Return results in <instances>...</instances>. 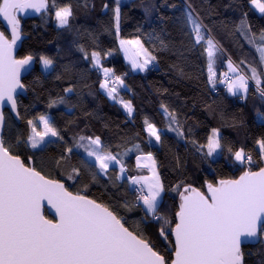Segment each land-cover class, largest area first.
Masks as SVG:
<instances>
[{
  "label": "snow or ice",
  "instance_id": "obj_1",
  "mask_svg": "<svg viewBox=\"0 0 264 264\" xmlns=\"http://www.w3.org/2000/svg\"><path fill=\"white\" fill-rule=\"evenodd\" d=\"M129 3L130 0L106 2L102 11L109 17L107 21L98 19L96 28L75 30V49L91 65L89 69H78L72 62L61 64L37 51L16 53L23 36L20 13L34 10L42 18H54L58 28L72 31L76 10L71 3L0 0V17L6 22L5 30H0V264H264V132L255 139L258 149L254 151L234 147L218 127H212L201 143L193 138L191 127H185L187 115L162 101L160 109L168 132L191 144L209 168L224 157L239 173L231 178L205 179L200 186L186 181L166 186L156 155L145 151L140 143H132L129 148V142L122 137L121 144L113 146L96 134L73 133L66 138V129L58 127L52 116L40 114L26 119L21 114L18 96L27 91L25 73L34 75L37 82H66L62 94L49 96L47 107L63 105L72 114L83 103L84 89H89L87 95H93L87 81L89 72L95 70L102 76V93L132 116V101L118 100V86L127 87L123 76L103 63L114 50L101 47L100 32L115 37L133 70H160V59L154 53L175 56L168 71L177 83L193 79L187 71L189 54L198 51L207 59L206 82L217 96L218 85H223L228 96L247 100L252 82L264 104V27L254 28L249 18V13L264 18V0H245L241 8L247 10L240 12L229 32L241 50L245 44L255 50L258 59L254 63L232 59L214 35L216 22L211 17L216 14L215 6L204 14L192 0L168 5L175 10L171 16L160 11L162 5L143 4L146 16L159 14V27L146 34L151 48L139 36L122 38L121 25L127 19L123 9ZM83 7L87 14L88 4ZM85 37L91 52L79 42ZM217 60L226 62L228 71L218 75L214 70ZM36 64L41 65L39 70ZM188 99L191 108H195L197 98ZM203 104L205 111L214 116L216 100H204ZM183 107H188L187 102ZM255 119L264 128V110L256 108ZM21 120H26L27 130L17 134L15 122ZM243 125L238 118L228 124L233 129ZM144 131L149 137L147 147H152L153 140L156 145L165 146L164 130L147 118ZM53 145L56 154L48 155ZM133 150L139 153L135 160L140 174L126 175L124 157ZM174 159L177 167H183L179 155H174ZM145 170L147 175L142 174ZM53 171L66 179L53 178ZM67 181L82 187L72 191L71 185L66 186ZM92 186L102 189L99 196L90 191ZM169 194H174L171 213L165 210V197ZM45 202L55 210L53 218L45 214ZM133 213L142 215L131 219Z\"/></svg>",
  "mask_w": 264,
  "mask_h": 264
},
{
  "label": "trees",
  "instance_id": "obj_2",
  "mask_svg": "<svg viewBox=\"0 0 264 264\" xmlns=\"http://www.w3.org/2000/svg\"><path fill=\"white\" fill-rule=\"evenodd\" d=\"M106 2L111 4L112 0H58V3L61 4L71 3L76 10V18L72 21V31L58 28L54 18H42L41 14L35 11L20 13L23 36L17 54L37 51L57 59L61 64L72 62L78 69L91 68L88 62L82 60V54L75 49L73 43L77 39L75 30L79 29L83 32L84 28H96V20L98 19L107 21L109 17H105L102 11L103 4ZM146 2L149 5L151 3H155L157 6L162 5L160 11L171 16L175 10L170 9L168 5H180L183 0H130L129 6L123 9L127 13V19L121 25L122 38L133 39L139 36L145 42V46L151 48L146 34L151 32L153 27H159L157 20L159 14L153 12L151 16H146L143 8V4ZM192 2L204 14H207L210 7L215 6L216 14L211 17L216 22L214 35L234 61L243 58L247 63H254L258 59V54L255 53L254 49L245 44L243 50H241L236 40L229 35L232 22L238 21L242 10H247L241 8L245 0H192ZM85 3L88 4L87 14H85L83 7ZM78 4L79 7H77ZM133 4L135 7H132ZM224 5H232V7L226 9ZM233 8L236 10L233 11ZM249 18L254 28L264 27V18H260L258 13H249ZM45 20H47L46 23ZM168 23L171 27V21ZM224 24H228L229 27L225 28ZM137 28H139V31H137ZM0 30H5L1 17ZM6 34L8 33L6 32ZM79 42L84 43L86 47L90 43L86 37L80 39ZM99 43L104 50L109 48L114 50L113 54L105 58L103 63L106 67H113L117 75L123 76L127 87L118 86V100L123 98L132 101L135 109L132 116H129L123 110L120 103L110 100L102 93L99 89L101 75L95 70L89 72L87 81L92 86L93 95H87L89 89H84L83 103L73 110L72 114H69L63 105L52 109L47 107L49 96L62 94V89L67 86L66 82L53 79L37 82L34 75H27V78L23 79V83L27 86L26 95L18 99L21 114L26 119L40 114L52 116L58 127L66 129V138L73 133L96 134L101 135L106 142L111 143L113 146L121 144L122 137L129 142L127 143L129 148L132 147V143H140L145 151L150 150L156 155L159 165L158 170L166 186H174L181 181L192 182L194 186H200L205 179L231 178L233 175L239 174L236 168L224 157H219L218 162L213 164L212 168H209L207 163H202L199 154L194 153L191 144H185L174 133L167 131L166 120L161 114L160 103L163 101L185 113L188 117L185 127H191L193 138L199 142H205L211 128L218 127L221 128L225 139L232 143L234 147L244 146L246 150L254 151L258 149V146L254 143L255 139L259 138L260 134L264 132V128L255 119L256 108L264 110V104L254 91V83L250 82L252 90L247 100H239L228 96L223 85H218L220 95L217 96L206 82L208 76L207 59L199 56L198 51L189 54L187 71L190 72L193 79H185L177 83L168 71V64L175 60V56L170 53H154L160 59V70L134 72L123 59L118 41L115 40L114 36L100 32ZM88 50L91 52V47H88ZM225 63L217 60L214 70L218 75L225 72ZM35 67L38 70L40 69L39 64H36ZM163 89H168V92H164ZM174 93H179V97ZM193 96L199 101L195 108H191V100L188 99ZM204 100H216V104L213 105L215 109L214 116L205 111ZM185 102H187L188 107H183ZM25 109H27L26 113ZM85 113H91V115L86 116ZM221 113L224 114V119H221ZM5 115L10 114L5 112ZM145 118L164 130V147L156 145L154 140L152 141V147H147L149 137L147 132L144 131ZM233 118L242 120L244 125L236 129L231 128L228 124ZM15 123L18 130L17 134H23L27 130L26 120L16 121ZM56 150V145H53L49 148L48 155L56 154ZM121 150H123V146ZM25 154L27 155L29 152ZM137 154L139 153L133 150L124 157L128 168L126 175L140 174V170L136 169L135 166ZM174 155H179L183 167H177ZM227 155V152H225L224 156ZM36 164H40V158H37ZM52 177L66 179V177L62 178L57 175L55 171L52 172ZM68 185H71L70 190L72 191L82 187V184L73 185L72 181H67L66 186ZM90 191L99 196L102 189H99L98 186H92ZM173 203L174 194L165 197V210L169 213L173 210ZM140 215L142 214L133 213L130 218L139 219ZM154 232L155 227H153ZM153 238L155 239V235H153ZM157 243L160 244V241L158 240ZM252 259L255 260L256 257H252Z\"/></svg>",
  "mask_w": 264,
  "mask_h": 264
},
{
  "label": "water",
  "instance_id": "obj_3",
  "mask_svg": "<svg viewBox=\"0 0 264 264\" xmlns=\"http://www.w3.org/2000/svg\"><path fill=\"white\" fill-rule=\"evenodd\" d=\"M26 12H27V13H32V12H34V10L29 9V10H27ZM1 22H2V24H3L4 27H5L6 22L3 21L2 17H1ZM20 43H21V42H18V47H17V49H16V53H17V51H18V49H19V47H20ZM24 75L27 76L26 73H25ZM25 95H26V92L22 93L21 95L18 96V99L21 98V97H25ZM5 111L8 112V113L10 114L7 105H5V107H4V112H5ZM44 212H45L50 218H53L54 215H55V210H54V209H51L50 206L47 205V202H45Z\"/></svg>",
  "mask_w": 264,
  "mask_h": 264
},
{
  "label": "crops",
  "instance_id": "obj_4",
  "mask_svg": "<svg viewBox=\"0 0 264 264\" xmlns=\"http://www.w3.org/2000/svg\"><path fill=\"white\" fill-rule=\"evenodd\" d=\"M119 45V44H118ZM121 52V54H122V51H120ZM122 56H123V54H122ZM123 58H125L124 56H123ZM125 60V62L126 63H128V65H129V67L131 68V64H130V62L127 60V59H124ZM132 69V68H131ZM132 71H134V72H138V70H133L132 69ZM226 71H228V69H227V65H226V63H225V72ZM135 166H136V160H135ZM142 174H144V175H147V171L145 170Z\"/></svg>",
  "mask_w": 264,
  "mask_h": 264
},
{
  "label": "rangeland",
  "instance_id": "obj_5",
  "mask_svg": "<svg viewBox=\"0 0 264 264\" xmlns=\"http://www.w3.org/2000/svg\"><path fill=\"white\" fill-rule=\"evenodd\" d=\"M122 54H123V56L125 57V55H124V53L122 52ZM123 59H125V58H123ZM40 66V68H41V65H39ZM251 84V83H250ZM254 85V84H253ZM223 88H224V86H223ZM225 89V88H224ZM226 90V89H225ZM122 106V105H121ZM122 108H123V106H122ZM123 110L126 112V110L123 108ZM127 113V112H126Z\"/></svg>",
  "mask_w": 264,
  "mask_h": 264
},
{
  "label": "built area",
  "instance_id": "obj_6",
  "mask_svg": "<svg viewBox=\"0 0 264 264\" xmlns=\"http://www.w3.org/2000/svg\"><path fill=\"white\" fill-rule=\"evenodd\" d=\"M101 78H102V76H101ZM254 91H255V89H254Z\"/></svg>",
  "mask_w": 264,
  "mask_h": 264
},
{
  "label": "flooded vegetation",
  "instance_id": "obj_7",
  "mask_svg": "<svg viewBox=\"0 0 264 264\" xmlns=\"http://www.w3.org/2000/svg\"><path fill=\"white\" fill-rule=\"evenodd\" d=\"M6 112V111H5Z\"/></svg>",
  "mask_w": 264,
  "mask_h": 264
}]
</instances>
